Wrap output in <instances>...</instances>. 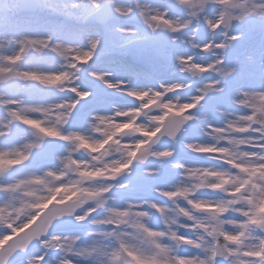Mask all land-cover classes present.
<instances>
[{"label":"snow or ice","instance_id":"1","mask_svg":"<svg viewBox=\"0 0 264 264\" xmlns=\"http://www.w3.org/2000/svg\"><path fill=\"white\" fill-rule=\"evenodd\" d=\"M0 264H264V0H0Z\"/></svg>","mask_w":264,"mask_h":264},{"label":"rangeland","instance_id":"2","mask_svg":"<svg viewBox=\"0 0 264 264\" xmlns=\"http://www.w3.org/2000/svg\"><path fill=\"white\" fill-rule=\"evenodd\" d=\"M138 64L140 65L139 70L143 71V72H147L151 68V65L147 62L146 59L138 60ZM143 72H141V73H143Z\"/></svg>","mask_w":264,"mask_h":264}]
</instances>
